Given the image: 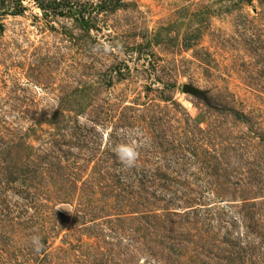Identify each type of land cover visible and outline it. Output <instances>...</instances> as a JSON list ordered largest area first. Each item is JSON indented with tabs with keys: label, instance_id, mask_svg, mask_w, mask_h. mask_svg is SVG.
<instances>
[{
	"label": "rangeland",
	"instance_id": "374dc122",
	"mask_svg": "<svg viewBox=\"0 0 264 264\" xmlns=\"http://www.w3.org/2000/svg\"><path fill=\"white\" fill-rule=\"evenodd\" d=\"M0 264H264V0H0Z\"/></svg>",
	"mask_w": 264,
	"mask_h": 264
},
{
	"label": "clouds",
	"instance_id": "9594fccd",
	"mask_svg": "<svg viewBox=\"0 0 264 264\" xmlns=\"http://www.w3.org/2000/svg\"><path fill=\"white\" fill-rule=\"evenodd\" d=\"M113 151L121 164L125 167H131L134 164L136 152L135 149L130 145H117ZM32 243L34 245V250L39 252L41 250L40 238L35 236L32 237Z\"/></svg>",
	"mask_w": 264,
	"mask_h": 264
},
{
	"label": "water",
	"instance_id": "95a60500",
	"mask_svg": "<svg viewBox=\"0 0 264 264\" xmlns=\"http://www.w3.org/2000/svg\"><path fill=\"white\" fill-rule=\"evenodd\" d=\"M184 92L194 94V95H202L201 91H199L198 89H195L194 87H191V86H185Z\"/></svg>",
	"mask_w": 264,
	"mask_h": 264
}]
</instances>
